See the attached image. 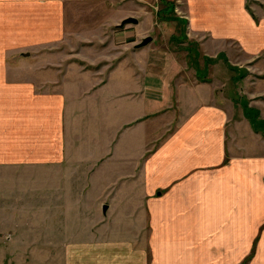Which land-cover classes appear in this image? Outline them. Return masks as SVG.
I'll use <instances>...</instances> for the list:
<instances>
[{
	"label": "crops",
	"instance_id": "obj_1",
	"mask_svg": "<svg viewBox=\"0 0 264 264\" xmlns=\"http://www.w3.org/2000/svg\"><path fill=\"white\" fill-rule=\"evenodd\" d=\"M247 2L185 0L187 36L210 57L231 42L254 59L264 53V15ZM133 26L108 30L100 58L76 57L88 60L73 64L71 83L51 52L35 54L24 77L0 67V188L13 186L16 171H36L45 187L63 190V179L71 196L90 197L100 226L124 237L103 245L104 264H239L264 225V137L214 81L190 79L147 21ZM148 35L151 43L132 49ZM252 264H264V233Z\"/></svg>",
	"mask_w": 264,
	"mask_h": 264
},
{
	"label": "rangeland",
	"instance_id": "obj_2",
	"mask_svg": "<svg viewBox=\"0 0 264 264\" xmlns=\"http://www.w3.org/2000/svg\"><path fill=\"white\" fill-rule=\"evenodd\" d=\"M25 1L31 4L27 7L31 12L24 11ZM56 1L60 0H0V67L13 69L24 77L39 63L35 54L51 52L54 59L57 58L56 62L64 59L63 73L68 72L65 76L70 81L69 78L77 73L74 63L81 61H76V57L100 58L110 42L104 39L106 32L130 30L134 24L122 26L121 23L128 17H135L140 22H148L160 48L180 54L188 66L190 79L214 81L218 94L222 93L224 99L227 97V101L236 103L234 108L229 106L233 113L239 118L247 117L249 122L245 124H250L255 133L264 137V53L252 59L240 51L236 43L229 42L224 45L228 55L223 52L222 56L210 57L203 45L191 41L186 34L183 25L185 0H72L61 1L62 10L55 9L61 3ZM39 5L46 9L41 15L37 9ZM247 5L257 16L264 15V0H248ZM94 41L107 44L99 45L100 50ZM139 42L132 49H139L135 46ZM210 52L214 54L213 50ZM23 55L28 59L23 60ZM84 79L87 78L79 80ZM252 115L257 127L250 119ZM260 127H263L261 131L255 130ZM245 137L246 133L240 131V145L246 143ZM248 143L251 147L253 142ZM256 143L253 147L259 150ZM16 174L18 177L14 176L13 186L0 188V264L111 262L106 259L109 253L105 255L103 245L109 249L107 244L118 245V239L124 237L113 234L112 225L106 229L101 227L100 205L92 203L86 195L71 196L63 179V190L55 191L39 182L36 171H16ZM116 176L117 173H110L111 181ZM2 178H5L4 173L0 171V180ZM76 188L74 192L77 193L80 188ZM92 227L96 235L92 233ZM263 233L264 225H261L252 249L239 264H252Z\"/></svg>",
	"mask_w": 264,
	"mask_h": 264
},
{
	"label": "water",
	"instance_id": "obj_3",
	"mask_svg": "<svg viewBox=\"0 0 264 264\" xmlns=\"http://www.w3.org/2000/svg\"><path fill=\"white\" fill-rule=\"evenodd\" d=\"M139 20L135 17H128L126 19H124L121 23L122 26H125L126 24H138ZM153 41V38L148 36L143 38L137 45L136 48H142L147 46L149 43H151ZM107 210V206L104 207V211Z\"/></svg>",
	"mask_w": 264,
	"mask_h": 264
},
{
	"label": "trees",
	"instance_id": "obj_4",
	"mask_svg": "<svg viewBox=\"0 0 264 264\" xmlns=\"http://www.w3.org/2000/svg\"><path fill=\"white\" fill-rule=\"evenodd\" d=\"M250 119H253V121H252V122H254V123H253V126L257 127V123L255 122V121H256V118H255V116H254V115H252ZM262 128H263V127H262ZM262 128H261V127H260V128H258V129H256V128H255V130H257V131H259V130H260V131H261V129H262ZM262 131H263V133H264V129H263ZM261 133H262V132H261Z\"/></svg>",
	"mask_w": 264,
	"mask_h": 264
}]
</instances>
